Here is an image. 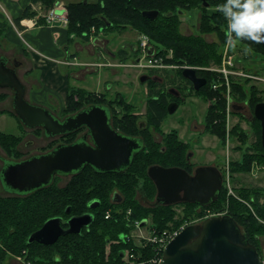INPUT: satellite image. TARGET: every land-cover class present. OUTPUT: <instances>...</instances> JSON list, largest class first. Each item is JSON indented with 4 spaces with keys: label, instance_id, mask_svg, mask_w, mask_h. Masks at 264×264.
Listing matches in <instances>:
<instances>
[{
    "label": "trees",
    "instance_id": "obj_1",
    "mask_svg": "<svg viewBox=\"0 0 264 264\" xmlns=\"http://www.w3.org/2000/svg\"><path fill=\"white\" fill-rule=\"evenodd\" d=\"M59 2L60 0H31V4L23 11L22 16L14 20L15 24L21 29V20L35 18L38 15L36 5H41L40 7L48 11ZM222 2L223 0H209L210 8H205L200 0H82L67 5L69 12L67 32L72 42L75 36L86 38L93 28L116 32L130 26L138 33L147 36L158 47L160 55L167 58L171 51L173 55L166 61L181 67H194L198 76L207 80V84L194 94L208 96L213 93L212 85L215 79L210 78L213 73L204 68L221 66L223 53L220 44L209 43L204 36L219 31L221 42L226 40L227 22L217 8ZM196 8H199L202 14L199 34L184 35L180 30L181 17ZM213 8L217 10L212 11ZM145 11H158L159 16L151 20L143 16ZM38 23H45L44 18L40 17ZM243 41L252 52L264 55V42ZM182 72V69L178 72L180 79L188 82ZM153 84L147 101L146 127L137 124L138 115L124 111V99H118L115 104V101L112 102L101 94L96 95L81 88L69 89L65 112L74 113L83 107V103L107 104L113 112L116 106H120L125 115L117 117L120 122L117 127L131 136L143 135L145 148L134 157L132 165L124 173L101 174L91 167H86L81 173L73 176L71 182L63 188L56 186L59 178L56 177L51 185L29 195L3 196L0 193V263L12 254L25 256L41 264H124L122 253L134 248L133 242L123 240L132 232L131 224L151 219L154 226L164 230L170 223L177 225L191 214L194 215L190 208H198L199 205L181 203L172 206L146 207L135 198L136 189L142 179L146 182L144 186L146 194L153 198L156 186L148 176V169L153 165L180 167L191 171V166L186 162L188 143L180 140L176 131L165 137L164 151L156 149V144L150 141L148 128L161 129L169 115L170 102L168 99L170 96L160 94L154 89L157 83L153 82ZM232 85V98L235 104L239 106L248 102L252 114L255 106L264 102V98H260L258 92L250 91L248 94L242 91L238 83L233 82ZM222 90L215 92L220 98L211 104L206 115V123L208 132L220 136L225 143L226 138L223 137L226 132L227 102L223 96L225 92L223 93ZM85 99H88L87 102ZM249 123L253 128V137L249 140L248 152L244 153L241 162L233 165L238 167L241 173L250 172L251 164L264 154L261 123L255 117ZM237 130L239 131L238 126L233 127L231 131L233 137ZM71 137L70 134L66 135L67 143H72L73 140H69ZM0 139L4 149L12 153V158H21L22 155L17 150L20 141L18 135L0 132ZM55 145H51L50 148L53 149L57 146ZM113 191L119 192L124 199L119 205L112 201ZM255 195L259 194L256 192ZM242 197L248 200L249 206L232 201L229 216L233 217L240 227H245L244 234L254 245L255 234L264 232L262 229L264 228V197L261 198L259 195L254 199H248V194ZM262 199L263 202L260 203ZM92 201L99 202V206L93 211L94 221L80 234L62 236L52 245L29 243L30 236L41 229L46 221L55 217L67 220L72 216L83 215L89 212V204ZM180 205L184 206L183 219L175 215V207ZM207 207L209 206L202 208ZM68 208L69 214L66 213ZM117 209L120 210L116 211ZM109 211H112V217L107 219ZM260 220L263 224L259 223ZM108 244H111L110 251Z\"/></svg>",
    "mask_w": 264,
    "mask_h": 264
},
{
    "label": "rangeland",
    "instance_id": "obj_2",
    "mask_svg": "<svg viewBox=\"0 0 264 264\" xmlns=\"http://www.w3.org/2000/svg\"><path fill=\"white\" fill-rule=\"evenodd\" d=\"M82 0H60L61 8L65 10L68 16L67 5ZM57 5V4H56ZM36 5L35 9L38 13L36 17L45 15L47 9ZM50 10V9H49ZM213 8L212 11H216ZM35 19L37 20V18ZM42 17V16H41ZM201 10L199 8L186 12L181 17V33L184 35H198L200 31ZM93 31V32H92ZM90 33L86 38L75 36V41H78L83 47L82 55H80L77 63H81L82 69L92 67L90 70L93 75L87 76L86 73L81 76L89 80L91 84L90 91L83 89L87 92L103 95L107 99H111L116 104V101L124 99L123 109L131 115H138L137 124L146 122V108L149 99V90L152 88L153 79L157 78L156 74L168 80H173L178 75L181 66L176 63L166 61L167 66H171L170 70L153 72L137 66L138 58L140 57L139 49L137 48L142 39V34L128 26L116 32L114 31H101L99 28H94L89 31ZM224 32H222L223 34ZM220 32H212L204 36L207 42L220 44L222 53L231 59L233 66L231 67V85H226L224 77L219 71L208 70L213 75L210 78L215 79L220 85V89L224 93L227 102L228 98L232 104L235 101L232 94L228 97V89L232 91V83H238L242 89L249 94V92H258L260 98H264V55L252 52L250 47L243 40H234L231 45L226 44V40L221 42ZM154 45V44H153ZM158 48L156 45H154ZM91 53V54H90ZM111 54V55H110ZM112 54L114 57H112ZM5 56L9 59L11 64H14V57L9 46L5 41H0V59ZM101 58V59H100ZM166 59V58H165ZM78 65V64H77ZM103 65V66H100ZM76 68V67H75ZM20 69V68H19ZM99 69V70H98ZM97 70V71H96ZM215 74V75H214ZM147 76L148 78L143 83L140 81L141 77ZM159 77V75H158ZM159 79V78H158ZM174 81V80H173ZM101 88H103L101 90ZM156 89V87H154ZM94 90V91H92ZM96 90H101L95 92ZM208 96L190 95L184 103H181L179 108L174 114H169L161 126L160 130L148 128L150 141L156 144L158 150L165 149V137L176 131L180 140L188 143V153H192L191 157V170L194 172L200 166H216L219 168L223 175V187L219 195L217 203L207 208L192 207L190 217H186L182 222L177 223L175 226H182V224L193 223L201 224L204 220L212 216L229 215L233 203L243 204L249 206L248 200L242 196L248 194V199H254L260 195L264 197V154L251 164L250 172L239 171V168L233 165L238 164L243 160L244 153L248 152L249 140L253 137V128L249 123L253 119L254 114L251 112L249 103L244 106L242 110H231L228 115L226 108V132L223 138H226L225 143L220 136L214 135L207 130L206 115L211 104L215 103L220 96L215 93L219 90H214ZM13 97L14 92L10 89H0V132L9 134H17L20 138L18 143V152L21 158H12L11 154L6 151L0 139V155L7 159L23 160L31 156L45 153L49 150L51 145H58L64 139L60 137L48 138L41 128L28 129L23 126L16 117L13 110ZM208 97V98H207ZM86 102L88 99H85ZM88 103H83L86 106ZM118 104V103H117ZM122 107L116 106L114 113L122 115L124 113ZM125 115V114H124ZM121 117V116H120ZM252 117V118H251ZM119 122V121H118ZM238 126L239 131L232 136L231 131L233 127ZM245 133V135H244ZM82 135H74L69 140L77 139ZM140 136V135H136ZM143 136V135H141ZM55 145V146H56ZM54 147V146H53ZM239 147L240 149H237ZM247 148V149H246ZM236 163V164H235ZM3 167V162L0 160V171ZM72 177H59L56 183L58 187H65L71 182ZM145 180H140L136 189L137 200L146 207H156L157 189L153 198H150L145 190ZM118 191V190H115ZM259 195H255V193ZM0 193L3 196L12 195L6 193L2 186H0ZM114 194V191L111 195ZM263 202V199L260 203ZM117 209L116 211H119ZM184 206L175 207V215L181 219ZM151 219H148L149 223ZM259 223L263 224L262 220ZM264 227V224H263ZM244 233L245 227H241ZM264 231V228H262ZM144 235L149 234L145 229L142 230ZM262 262H264V232L255 234L253 240ZM111 244H108V251H110ZM0 264H41L39 261L27 259L25 256H18L9 254Z\"/></svg>",
    "mask_w": 264,
    "mask_h": 264
},
{
    "label": "water",
    "instance_id": "obj_3",
    "mask_svg": "<svg viewBox=\"0 0 264 264\" xmlns=\"http://www.w3.org/2000/svg\"><path fill=\"white\" fill-rule=\"evenodd\" d=\"M205 8H210L209 0H200ZM143 16L155 20L158 11H145ZM133 50H136L133 47ZM154 49L149 48L148 54ZM9 59H0V89L14 92L13 110L20 123L28 129L41 128L48 138L68 135L87 127L92 143L84 137L71 144H60L52 150L23 160L7 159L0 155L3 167L0 183L6 193L29 195L53 183L56 177H69L91 167L97 173H124L132 165L134 157L144 149L140 138L123 135L110 124V109L104 105H91L77 114L60 120L49 109L33 104L26 98L27 89L20 80L16 61L14 68ZM183 77L193 83L199 91L207 84L205 78L197 75L195 68H186ZM148 77H141L143 83ZM179 108L176 102L168 106V113L174 114ZM235 110L244 107L234 105ZM254 117L262 126L264 147V102L254 108ZM148 176L157 189V203L172 206L179 203L196 204L202 207L215 203L223 186V175L216 166H200L193 174L180 167L153 165ZM121 195L114 194L113 201L120 202ZM99 206L98 201L90 203V209ZM67 214L70 213L68 208ZM94 216L86 213L72 216L62 226L63 218H51L41 229L34 232L29 243L52 245L62 236L80 234L92 225ZM148 220L141 221L145 226ZM159 264H263L259 252L248 241L237 221L229 216H212L201 224L185 227L167 245Z\"/></svg>",
    "mask_w": 264,
    "mask_h": 264
},
{
    "label": "crops",
    "instance_id": "obj_4",
    "mask_svg": "<svg viewBox=\"0 0 264 264\" xmlns=\"http://www.w3.org/2000/svg\"><path fill=\"white\" fill-rule=\"evenodd\" d=\"M30 4L31 0H0V41L6 42L15 56L14 63H19L17 73L26 86L27 100L61 116L71 87L90 91V79L81 75H93L90 71L93 68L82 69L81 63H77L83 47L78 41H70L66 27L38 23L36 17L37 20L23 19L28 26L20 23L22 28H18L14 20Z\"/></svg>",
    "mask_w": 264,
    "mask_h": 264
},
{
    "label": "built area",
    "instance_id": "obj_5",
    "mask_svg": "<svg viewBox=\"0 0 264 264\" xmlns=\"http://www.w3.org/2000/svg\"><path fill=\"white\" fill-rule=\"evenodd\" d=\"M61 4L58 3L53 8L47 11L45 15H40L44 18L45 24L48 26L61 25L63 27H68L69 19L64 9H62ZM39 17V18H40ZM38 18V19H39ZM24 20L21 21L22 25L28 26L27 23L24 24ZM94 29V28H93ZM93 32V31H92ZM22 35V34H21ZM152 47L154 49L153 54L149 55V48ZM140 57L137 61V66L143 69H147L153 72H163L170 70L171 66H167L166 59H170L173 53L167 55V58L163 55H160V51L156 48L151 40L143 35L141 41L138 44ZM229 56H225L223 54V61L221 66L211 67V70L219 71L220 75L224 77L226 81V85H231V67L233 66L232 61ZM100 66V65H99ZM103 66V65H101ZM100 66V67H101ZM186 68H194L189 66H182L181 69L184 70ZM210 69V68H208ZM214 90H219L220 85L215 82L212 85ZM228 97L232 94V91L228 89ZM246 105V104H243ZM234 104L231 103L230 98H228V115L231 110L234 108ZM112 217V211L107 213L106 218ZM194 225L193 223L182 224V226H175L174 223H170L167 229L160 230L156 226L152 224V222H148L145 226H141V221H136L131 224L132 232L129 235H126L123 240L128 242H133L134 248L127 249L122 253V258L124 264H159L163 258V253L169 242L185 227ZM175 226V227H174ZM147 230L149 234L144 235L143 229ZM137 250V252L135 251ZM264 264V262H263Z\"/></svg>",
    "mask_w": 264,
    "mask_h": 264
},
{
    "label": "clouds",
    "instance_id": "obj_6",
    "mask_svg": "<svg viewBox=\"0 0 264 264\" xmlns=\"http://www.w3.org/2000/svg\"><path fill=\"white\" fill-rule=\"evenodd\" d=\"M217 8L227 22V45L237 39L264 42V0H223Z\"/></svg>",
    "mask_w": 264,
    "mask_h": 264
},
{
    "label": "flooded vegetation",
    "instance_id": "obj_7",
    "mask_svg": "<svg viewBox=\"0 0 264 264\" xmlns=\"http://www.w3.org/2000/svg\"><path fill=\"white\" fill-rule=\"evenodd\" d=\"M15 64V63H14ZM14 64H11L10 62H9V66L10 67H12V68H14ZM158 75H159V77H158ZM198 75V74H197ZM155 76H157V78H155V79H153V82H155V83H157V86H156V90H158L159 91V93L160 94H167L168 95V97L170 96V98H168L169 99V105L171 104V103H173V102H176V103H178L179 104V106H180V104L181 103H184L186 100H187V97H189L190 95H193L194 94V92L196 91L195 90V87H194V85H193V83H191L189 80H188V82H186V81H184V80H182V79H180V76H179V74L177 75L176 74V76H175V78L173 79V80H168V79H166L165 77L163 78H161L160 77V74H156ZM200 77V76H199ZM159 78V79H158ZM155 89V88H154ZM195 95V94H194ZM156 98H158V96H156ZM109 100H111V99H109ZM96 104H99V105H104V106H106V107H108L110 110H111V108H110V106H108L107 104H103V103H96ZM91 105H95V103L93 104V103H89V104H87L86 106H83V107H81V109L80 110H78V111H76V112H74V113H67V112H64L61 116H58V115H56L54 112V114L60 119V120H65L67 117H69V116H72V115H75V114H77L79 111H81V110H83V109H86V108H88V107H90ZM242 107H244V106H242ZM245 108V107H244ZM66 110V109H65ZM146 110H147V108H146ZM124 114H122V115H116L113 111H110V124H111V126H112V128H114L115 130H117L118 132H120V133H122L123 135H126V136H131V135H128L127 133H125L124 131H122L121 130V128L120 127H117V124H119L118 123V119H117V117H119V116H123ZM252 118V117H251ZM166 120V119H165ZM122 121H124V120H122ZM251 121H253V119H251L249 122H251ZM146 122H148L147 121V118H146ZM147 126V125H145L144 123H140V126ZM82 133V135L79 137V138H77V139H73V141H72V143H74V142H76V141H78V140H80V139H82V138H84V137H87V141L89 142V143H92V140H91V137H90V135H89V129L87 128V127H82V128H80V129H78V130H76L75 132H73V133H70V136H74V135H79V134H81ZM69 135V134H68ZM58 137H60V138H62V139H64L63 140V142H61L60 144H71V142L70 143H67L66 142V140H67V138H66V135H63V136H58ZM131 137H136V138H140V139H142L143 140V137L142 136H131ZM56 138V137H55ZM144 141V140H143ZM186 143V142H185ZM60 144H58V145H60ZM144 148H145V145H144ZM163 151H164V149H162ZM50 151V150H49ZM48 152V151H47ZM46 153V152H45ZM191 157H192V153H188L187 152V155H186V162H187V165L188 166H191ZM196 170V169H195ZM188 171V170H187ZM189 173H191V174H193L194 172L191 170V171H188ZM59 177H62V176H59ZM69 177H73V176H69ZM223 187V186H222ZM222 190V189H221ZM115 193H118L119 195H121L119 192H115ZM114 193V194H115ZM114 194H113V196H112V201H113V197H114ZM121 198H122V200L120 201V202H114L115 204H120V203H122L123 202V197L121 196ZM157 199V198H156ZM93 202V201H92ZM179 204H181V203H179ZM179 204H175V205H179ZM156 205H160V204H158L157 203V200H156ZM89 206H90V204H89ZM200 207H202V206H200ZM89 209H90V207H89ZM93 211H94V209H90L89 210V212H87V213H91V214H93V216H94V218H95V215H94V213H93ZM86 214V213H85ZM71 218V217H70ZM69 218V219H70ZM69 219H67V220H64L63 219V223H62V226H63V228H65V229H67L68 228V224H67V222H68V220ZM149 222V221H148ZM85 229V228H84ZM83 231V230H82Z\"/></svg>",
    "mask_w": 264,
    "mask_h": 264
}]
</instances>
